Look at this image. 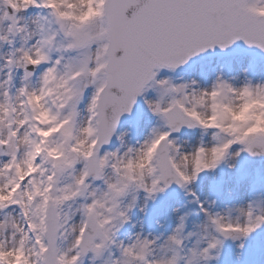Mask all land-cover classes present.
Returning a JSON list of instances; mask_svg holds the SVG:
<instances>
[{
  "label": "snow or ice",
  "instance_id": "6c2138e0",
  "mask_svg": "<svg viewBox=\"0 0 264 264\" xmlns=\"http://www.w3.org/2000/svg\"><path fill=\"white\" fill-rule=\"evenodd\" d=\"M240 42L264 0H0V264H264Z\"/></svg>",
  "mask_w": 264,
  "mask_h": 264
},
{
  "label": "water",
  "instance_id": "95a60500",
  "mask_svg": "<svg viewBox=\"0 0 264 264\" xmlns=\"http://www.w3.org/2000/svg\"><path fill=\"white\" fill-rule=\"evenodd\" d=\"M233 53H242V54H247V55H253V56H259V57H264V54H261V53H258L256 51H249L248 49L244 48L242 42H240V44H238L236 46V48L233 50ZM211 55V54H209ZM205 59H207V57H205ZM190 68V67H188ZM184 69H187V68H182L181 70H184ZM180 70V71H181ZM139 110V106L137 107L136 109V112Z\"/></svg>",
  "mask_w": 264,
  "mask_h": 264
},
{
  "label": "rangeland",
  "instance_id": "374dc122",
  "mask_svg": "<svg viewBox=\"0 0 264 264\" xmlns=\"http://www.w3.org/2000/svg\"><path fill=\"white\" fill-rule=\"evenodd\" d=\"M191 72V70H189V71H187V72H182L181 74H187V73H190ZM169 73H167V72H164L163 73V75H168ZM181 74H177L176 73V75H181ZM139 112H137V114H138ZM134 119V117H131V118H127L126 119V121H131V120H133ZM125 126H127V124L125 125Z\"/></svg>",
  "mask_w": 264,
  "mask_h": 264
}]
</instances>
